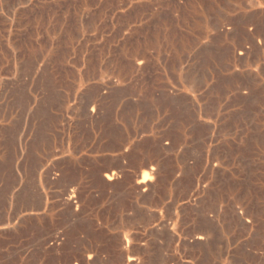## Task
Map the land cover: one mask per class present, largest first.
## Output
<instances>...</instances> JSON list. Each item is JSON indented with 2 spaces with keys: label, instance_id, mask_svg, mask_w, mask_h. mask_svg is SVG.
Returning <instances> with one entry per match:
<instances>
[{
  "label": "rangeland",
  "instance_id": "rangeland-1",
  "mask_svg": "<svg viewBox=\"0 0 264 264\" xmlns=\"http://www.w3.org/2000/svg\"><path fill=\"white\" fill-rule=\"evenodd\" d=\"M7 119L31 125L33 151L52 127L80 156L42 179L33 155L14 197L20 181L0 171V219L6 206L17 216L0 231V264H121L143 241L163 254L169 226L189 227L147 207L187 188L188 204L207 188L238 204L254 224L249 237L233 228L232 264H263L264 0H0ZM120 139L128 166L106 181ZM28 192L32 211L18 216Z\"/></svg>",
  "mask_w": 264,
  "mask_h": 264
},
{
  "label": "crops",
  "instance_id": "crops-1",
  "mask_svg": "<svg viewBox=\"0 0 264 264\" xmlns=\"http://www.w3.org/2000/svg\"><path fill=\"white\" fill-rule=\"evenodd\" d=\"M29 127L31 125L27 123L17 125L8 119L0 121V171L4 172L10 169L12 177H17L20 181L18 185L16 184L11 189L13 197L19 191L17 187L21 188V186H25V180L29 177L26 173H31L32 170L30 162L33 155L41 163L36 167V171L39 173L38 177L42 179L46 178V174L51 169H56L66 157H76L75 159H79L80 156L78 142L75 146L76 150H74L73 141L65 145L61 140V135L58 134L59 130L52 127L48 128L47 126L46 133H43L42 137L49 145L43 146L40 150H37V147H35L33 151L31 142L39 139V137L33 135ZM123 145L124 143L120 139L114 144L110 143V148L105 151L107 153L105 155V162L110 161V166L105 167L103 170V177L106 181L107 178L109 180L112 179L110 175H113L115 172H122L128 166V155L125 150H122ZM112 146H118L119 149L114 150ZM22 163L24 164L23 167ZM143 172L148 173V171L142 168L141 173ZM5 177V174L0 175V178ZM144 177L141 176L140 180L142 182ZM182 191L180 193L175 191L169 197L163 195V201L159 203L157 201V204L150 205L147 208L150 210L160 211L167 209L168 211H173L175 213L173 220L175 225L179 223V226L189 228L185 232L179 229L172 231L170 225L169 236L173 242L167 252H163V254L160 251L153 253V250L151 251L143 241L138 243V252L135 254L129 253V256H122L121 261H123L121 264H131V260L137 261V264H224L228 260L232 264V253L235 249L234 243L237 236L233 233V228H242L243 230L247 228L246 235L249 237V231L253 227L254 220L247 215H243L238 204L224 203L219 198V195L214 194L210 188L205 189V192L201 194L199 202H195L194 204L187 203V200L193 193V189L187 188ZM37 194L41 199L39 204L40 210L46 205L45 195L48 194L47 188L38 189ZM13 210L14 208L7 206L3 209L5 214L3 220L0 219V231L12 229L16 226L17 216L10 214ZM18 211H20L18 216L20 214L24 216V213L32 211L31 193L28 192V200L23 201ZM188 212H192L190 219L185 217V214ZM247 251L250 253V250L247 249ZM156 254L159 256V262L154 261ZM91 257V254L87 255V263L96 264L94 261H89ZM261 259H263V262H260L264 264V257H261Z\"/></svg>",
  "mask_w": 264,
  "mask_h": 264
},
{
  "label": "bare ground",
  "instance_id": "bare-ground-1",
  "mask_svg": "<svg viewBox=\"0 0 264 264\" xmlns=\"http://www.w3.org/2000/svg\"><path fill=\"white\" fill-rule=\"evenodd\" d=\"M148 174H149V173H148ZM149 175H150V174H149ZM144 178H145V177H144ZM144 178H143V179H144ZM146 179H147V178H146ZM147 180H148V179H147ZM143 182H144V181H143ZM146 182H147V181H146Z\"/></svg>",
  "mask_w": 264,
  "mask_h": 264
}]
</instances>
